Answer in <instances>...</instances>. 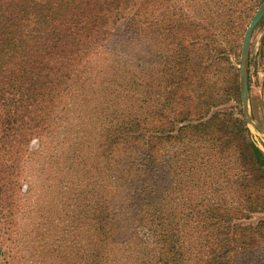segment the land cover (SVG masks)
I'll return each instance as SVG.
<instances>
[{
	"label": "trees",
	"instance_id": "16d2710c",
	"mask_svg": "<svg viewBox=\"0 0 264 264\" xmlns=\"http://www.w3.org/2000/svg\"><path fill=\"white\" fill-rule=\"evenodd\" d=\"M254 5L0 0L3 264H264V218L244 222L264 211V151L229 58Z\"/></svg>",
	"mask_w": 264,
	"mask_h": 264
},
{
	"label": "rangeland",
	"instance_id": "374dc122",
	"mask_svg": "<svg viewBox=\"0 0 264 264\" xmlns=\"http://www.w3.org/2000/svg\"><path fill=\"white\" fill-rule=\"evenodd\" d=\"M263 0H253V9L248 11L242 16V25L240 28H238L235 33L237 34V46H234L232 50L229 53V58L232 60V62L239 66L240 68V61H241V52H242V43L244 34L246 31L247 26L249 25L255 11L257 10L258 6L262 3ZM154 29L149 28L147 31L154 33ZM148 32V33H149ZM156 34V33H154ZM159 32H157V36H159ZM232 35V34H231ZM228 39L230 36H227ZM159 41V40H158ZM157 38H153L152 35H149L146 39L145 45H146V57H145V66L147 68L145 73V81L148 82V84H152L156 80V71L159 68L158 63L160 60L159 55H161V49L160 44L158 43ZM225 44V41H223ZM249 86H250V107L251 112L255 116V118L260 122V124L264 127V18L260 21L258 26L256 27L252 42H251V53H250V62H249ZM94 99H91L93 101ZM235 105V102L230 103V106ZM237 109L238 107L235 106ZM243 110V107H242ZM252 138L257 142V144L262 148L264 151V134L260 132L257 128L250 126ZM32 149L34 151H39L38 153H41L44 156H39V159L44 163V167H47L49 164V156L48 153L42 152L44 149L41 147V143L39 139H34L32 142ZM171 149V146L168 148V150ZM175 151H172L171 153L167 151V154L169 157L173 156ZM38 155V154H37ZM34 158H36V154H33ZM168 157V158H169ZM30 175L31 178L28 179V182L26 184V187L29 185V189H31L32 193H35L34 188H32L34 185L38 184V179L36 178V175L34 174V169L31 168ZM31 180V181H30ZM54 189V187H52ZM45 199H46V206L47 202H50L51 195L50 192L45 191L44 192ZM54 194V192H51ZM36 194V193H35ZM34 194V195H35ZM35 197H40L35 195ZM43 198V199H44ZM38 200H35L33 203L36 204ZM48 214H51V211L46 210L44 211ZM45 218V217H43ZM264 218V211L256 212L251 215L250 218H246L244 222H256L259 219ZM44 229V226L42 227ZM54 231H57L55 228ZM22 241L24 242V236L22 237ZM48 241V240H47ZM46 241V242H47ZM29 241L25 244H29ZM46 242L40 241V240H31L30 245L33 247V250H35L38 254L41 249L46 248L48 245ZM8 244L6 241L3 243V246H6ZM23 248V245H22ZM29 257H25V261H28V263L32 260H35V253L29 254ZM34 257V258H33ZM40 257V256H39ZM4 262V255L2 257L0 256V264H3Z\"/></svg>",
	"mask_w": 264,
	"mask_h": 264
},
{
	"label": "water",
	"instance_id": "95a60500",
	"mask_svg": "<svg viewBox=\"0 0 264 264\" xmlns=\"http://www.w3.org/2000/svg\"><path fill=\"white\" fill-rule=\"evenodd\" d=\"M263 18H264V0L255 11L244 34L243 43H242L241 61H240V89H241V97H242L243 115L246 121L250 126L257 128L258 130H260L261 133L264 134V127L260 124V122L255 118V116L251 112L250 86H249V62H250L252 37L256 27Z\"/></svg>",
	"mask_w": 264,
	"mask_h": 264
}]
</instances>
